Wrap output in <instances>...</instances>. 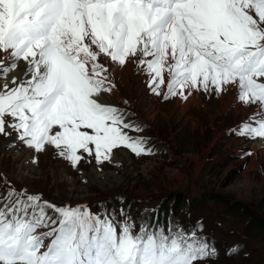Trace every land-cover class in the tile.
<instances>
[{"label": "snow or ice", "instance_id": "6c2138e0", "mask_svg": "<svg viewBox=\"0 0 264 264\" xmlns=\"http://www.w3.org/2000/svg\"><path fill=\"white\" fill-rule=\"evenodd\" d=\"M128 64L165 101L235 89L251 111L231 134L264 140V0H0V136L15 133L6 147L51 148L73 169L85 157L111 163L120 147L154 155L148 138L129 134L143 126L105 99L116 88L114 67ZM97 207L58 205L0 174V264H207L219 257L214 241L198 235L200 222L185 228L174 216L165 224Z\"/></svg>", "mask_w": 264, "mask_h": 264}, {"label": "rangeland", "instance_id": "374dc122", "mask_svg": "<svg viewBox=\"0 0 264 264\" xmlns=\"http://www.w3.org/2000/svg\"><path fill=\"white\" fill-rule=\"evenodd\" d=\"M115 84L110 102L137 113L154 140L150 146L160 151L158 154L137 157L127 149L131 157L122 163L113 158L123 149L118 148L112 156L117 163L98 165L94 156L85 157L77 168L83 169L79 173L51 148L39 154L29 148L16 150L6 147L8 141L0 137V174L19 187L41 191L44 199L58 205L67 202L88 205L92 201L90 205H96L91 208L93 212L100 211L97 205L109 194L143 193L145 197L114 198L100 203L117 213L121 207L130 210V215L137 219L144 215L155 220L156 208L160 214L164 199L168 210L165 219L161 215L160 222L166 224L173 216L185 228L200 222L203 230L198 235L214 241L219 257L207 264H264V226L260 224L257 228L252 225L254 222H249L244 227L246 219H264V144L260 145V139L231 134L230 129L251 111L235 101V89L223 93L222 99L197 92L193 98L189 97L190 101L178 98L165 101L152 94L147 74L135 64L128 78L123 80L119 76ZM225 96L229 101L226 102ZM255 142H259L257 146ZM248 151L252 155L244 156ZM33 155L38 160L35 164L31 162ZM89 174L98 175L99 181L91 180ZM182 189L176 199L174 194L169 198L157 195ZM148 190L154 193L149 195ZM187 192L209 195L189 197ZM212 194L218 196L213 195L216 203L210 204ZM233 201L249 213L241 212V208L234 213L228 211L231 206L227 204ZM222 213L224 219L219 218ZM235 245L241 250L233 256L226 255ZM224 250L226 253L222 254Z\"/></svg>", "mask_w": 264, "mask_h": 264}, {"label": "bare ground", "instance_id": "6f19581e", "mask_svg": "<svg viewBox=\"0 0 264 264\" xmlns=\"http://www.w3.org/2000/svg\"><path fill=\"white\" fill-rule=\"evenodd\" d=\"M131 67H132V64H128L125 68H123V69H121V68H119L118 66H116V67H114V78L116 79V78H118L119 76L123 79V80H126L127 78H128V76H129V74H130V69H131ZM143 74V73H142ZM146 74V73H145ZM141 75V74H140ZM114 92H112L110 95H108V94H106V96H105V99H106V101L109 103L110 101H113V97H112V95H114L113 94ZM194 95V94H193ZM193 95H192V98H193ZM224 96V95H223ZM219 97L221 98L222 97V95H219ZM179 99V98H178ZM222 99V98H221ZM225 99H226V102L227 101H229V98L227 97V96H225ZM189 100V99H188ZM187 100V101H188ZM192 100V99H191ZM190 101V100H189ZM190 103V102H189ZM111 104V103H110ZM115 104V103H114ZM187 104H188V102L184 105V106H182V109L185 107V106H187ZM259 140V139H258ZM260 145L261 144H264V140H261L260 139ZM258 142V143H259ZM4 144L6 143V141H4L3 142ZM258 143H254L255 144V146H257L258 145ZM113 158H115V160H118V161H120V162H124V161H126L128 158H130V155L126 152V151H124L123 149H120L119 151H117L115 154H114V156H113ZM89 178H91V180H98L99 181V177H98V175H96V174H94V175H92V174H89ZM108 181H113L111 178H108ZM99 183H101V182H99Z\"/></svg>", "mask_w": 264, "mask_h": 264}, {"label": "trees", "instance_id": "16d2710c", "mask_svg": "<svg viewBox=\"0 0 264 264\" xmlns=\"http://www.w3.org/2000/svg\"><path fill=\"white\" fill-rule=\"evenodd\" d=\"M148 191H149L148 193H150V190H148ZM139 195L144 196L143 193H140ZM163 201H164V200H163ZM234 205H236V206H240L241 204H240L239 202L235 201V202H234ZM241 207H243V210H242L243 213H249V212L247 211V209L244 208L243 205H241ZM263 223H264V220H263Z\"/></svg>", "mask_w": 264, "mask_h": 264}, {"label": "crops", "instance_id": "0c3cea01", "mask_svg": "<svg viewBox=\"0 0 264 264\" xmlns=\"http://www.w3.org/2000/svg\"><path fill=\"white\" fill-rule=\"evenodd\" d=\"M247 114H248V113H247ZM247 114H246V115H247ZM242 120H243V119H242Z\"/></svg>", "mask_w": 264, "mask_h": 264}]
</instances>
